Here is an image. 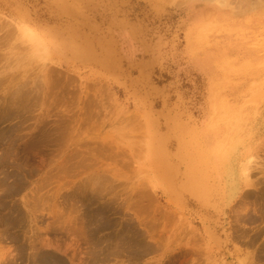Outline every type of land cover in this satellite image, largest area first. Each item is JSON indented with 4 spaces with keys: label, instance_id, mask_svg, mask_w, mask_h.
<instances>
[{
    "label": "rangeland",
    "instance_id": "obj_1",
    "mask_svg": "<svg viewBox=\"0 0 264 264\" xmlns=\"http://www.w3.org/2000/svg\"><path fill=\"white\" fill-rule=\"evenodd\" d=\"M68 1L0 0V264H264V0Z\"/></svg>",
    "mask_w": 264,
    "mask_h": 264
},
{
    "label": "bare ground",
    "instance_id": "obj_2",
    "mask_svg": "<svg viewBox=\"0 0 264 264\" xmlns=\"http://www.w3.org/2000/svg\"><path fill=\"white\" fill-rule=\"evenodd\" d=\"M222 2L223 1H221V3ZM57 6H59L60 8L65 7L66 9L64 11H68L66 13L70 14V15H74L78 12V10H73V9L67 8L66 3L59 2L57 4ZM38 29H41V28H38ZM42 32H44L45 36H47L48 43H49V46L52 49V51L59 53L62 58L66 57L68 52L65 50V46H68L70 44L68 42H66V45H65V39H63L61 41L56 40L54 38L55 36L53 35V32H51V30L49 28H45V29L43 28ZM30 36L32 38H36L31 33H30ZM52 36H54V37H52ZM192 141H193V139H191V138H189V139L180 138L179 139V142H180L179 155L184 157V160H185L184 162L187 164L188 180H189V183L192 185V187H190L189 190L202 192L203 193L202 198L205 201H208L210 196H209V190H207V187L209 186L208 185L209 182H207V180H208V176H209V172H210V168H209L210 164L208 161L207 154L204 153V149H202V147L199 145L198 140L195 138L194 141L196 143L194 141L193 142ZM216 151L218 154L222 153V157H224V158H226L230 155V152L228 150L226 151L225 148L222 147V145L220 146V144L216 147ZM162 161L165 162V159L157 161V164H156L157 169L158 168H161V170L167 169V167L164 165V163H161ZM247 169H248V167L246 166L245 170L247 171ZM167 178L168 177H165L164 179L167 180ZM247 182H249V178H247ZM161 183H162V179H161ZM166 190H167V188H166ZM217 190H219V189H217ZM180 191H182V190H180ZM211 191H213V190H211ZM221 196H222V193H221ZM221 196H220V198H221Z\"/></svg>",
    "mask_w": 264,
    "mask_h": 264
},
{
    "label": "crops",
    "instance_id": "obj_3",
    "mask_svg": "<svg viewBox=\"0 0 264 264\" xmlns=\"http://www.w3.org/2000/svg\"><path fill=\"white\" fill-rule=\"evenodd\" d=\"M62 2V1H61ZM67 2L69 3L70 1H68L67 0ZM67 4V3H66ZM71 3H69V4H67V8H70V9H73V10H77L75 7H73L74 5L73 4H71ZM73 5V6H72ZM57 8H59L60 9V12L61 13H66V12H68V11H64L66 8L65 7H63V8H60L59 6L57 7ZM77 17V16H76ZM69 18V17H68Z\"/></svg>",
    "mask_w": 264,
    "mask_h": 264
}]
</instances>
